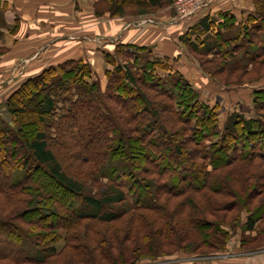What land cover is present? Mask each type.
Returning a JSON list of instances; mask_svg holds the SVG:
<instances>
[{
  "label": "trees",
  "instance_id": "1",
  "mask_svg": "<svg viewBox=\"0 0 264 264\" xmlns=\"http://www.w3.org/2000/svg\"><path fill=\"white\" fill-rule=\"evenodd\" d=\"M127 2L152 9L162 0H100L95 14L122 15ZM253 3L241 22L221 13L218 26L236 30L235 39L254 35L264 54V1ZM3 7L0 0V12ZM206 19L192 30L209 29ZM219 36L206 34L202 48L190 36L181 41L194 53L217 48L235 55L223 51ZM114 49L104 54L112 70L105 71L103 88L91 80L89 64L71 59L29 77L6 100L16 130L0 119V264H135L177 250L218 252L230 237L225 225L241 224L248 234L241 246L264 243V88L255 90L254 114L232 111L219 129L218 107L200 101L167 62L145 47ZM147 90L172 106L154 104ZM59 93L69 98L68 113L49 125ZM59 142L77 165L90 167L81 177L58 158ZM95 173L107 181L88 192L85 181ZM119 203L129 208L117 212ZM61 230L64 243L56 249Z\"/></svg>",
  "mask_w": 264,
  "mask_h": 264
},
{
  "label": "crops",
  "instance_id": "2",
  "mask_svg": "<svg viewBox=\"0 0 264 264\" xmlns=\"http://www.w3.org/2000/svg\"><path fill=\"white\" fill-rule=\"evenodd\" d=\"M93 2L2 0L3 5L7 3L2 18L9 29L0 28V47L4 48L0 55L1 107L8 96L4 95L5 88L16 84L15 90L25 79L43 69L71 59L89 64L93 73H99L98 79L104 84L105 71L112 70V66L105 63L104 54H113L117 44L145 47L154 58L173 65V69L199 92L191 77L199 79L202 76L196 69L191 70L193 75L189 73L186 63L190 57L187 48L181 45V38L188 34L196 41L200 31L190 32L206 18L211 27L202 33L204 36L214 34L213 29L222 22L221 13L228 12L238 23L253 12L252 0H214L202 16L182 22L168 6L164 7L162 0L152 8L157 9L154 13L110 18L94 14ZM148 17L152 18L151 22H146ZM227 252L215 259L186 260L177 264H264V248L242 253L234 245Z\"/></svg>",
  "mask_w": 264,
  "mask_h": 264
},
{
  "label": "rangeland",
  "instance_id": "3",
  "mask_svg": "<svg viewBox=\"0 0 264 264\" xmlns=\"http://www.w3.org/2000/svg\"><path fill=\"white\" fill-rule=\"evenodd\" d=\"M139 1H141V0H139ZM173 1L174 0L170 1L168 4L167 0H164V2H165L164 7L168 6V8L171 9L175 14L176 6L173 5ZM262 1H264V0H262ZM99 2H100V0H94V2H93L94 14H95V11H97L100 8V7H98L96 10V6H98ZM252 3H253V0H252ZM3 6L6 8L7 3H4ZM123 6H124V9H123L122 15H118V14L111 15L107 11L102 12L98 15H106L110 18L123 17V16H126V17L127 16H133L134 17V16H140L141 14L154 13L157 10V9L154 10L151 8L145 9L143 6L139 7L136 4H130L128 2L126 5H123ZM254 8H255V4L253 3V9ZM205 12H207V10L201 11V12L197 13L196 15H193L189 18H186L185 20H182V22L190 21V20H196L197 18L202 16ZM175 16H176V14H175ZM2 17H3V11L0 12V28L9 29L4 24V22H3L4 20ZM150 18L151 17H148V19H147L148 21H146V22H151L152 18L151 19ZM245 18H247V17L245 16L243 19H245ZM215 27L216 28L213 29V33H214V31L219 32L220 36L218 37V39H219V43L222 42V44L220 46L223 48V51L224 50H229V51L231 50V52L235 55L227 58V57H225L226 56L225 51L222 53V51L217 50V48L209 54H207L203 50H201L199 53H194L190 50V48L187 46V44L181 43V45L184 44L183 46H184V48H187L188 54H189L188 56L190 57V58H188L189 59L188 63H186L188 68H189V73L191 75H193V72L191 70L196 69L197 73L200 76H202L199 79H198V77H193V76L191 77V80L196 85V88L198 87L199 92L197 90L196 91L199 93L200 101L202 100L203 102H206L210 106H213V107L217 106L218 107L217 113H218V118H219L218 119L219 129H222L223 124L226 121V117L232 111H236L240 114H245L247 116L254 114L255 111H254V103H252V98L254 97V93L256 92L255 90H258V88H264V54L262 53L263 49H262L261 44L256 42L254 35L247 34V37L246 36H242V37L237 36L235 39L232 36L235 37V34L238 33V32H236V30L230 28L228 30L223 31L220 26H215ZM10 29H13V28H10ZM193 32H194V30H192V32H190V33L193 34ZM260 34H261V31H260L259 35ZM185 37H189V35L185 34V36H183V38H185ZM204 38H205V36L202 33H200L199 37H197L196 42L199 44V48H202L201 42H202V40H204ZM253 39L255 40L256 44H255ZM190 40H192V39L190 38ZM251 41H253V43H251ZM258 46H259V48H257ZM252 47H255V51L251 50V49H253ZM0 52H1L0 55L3 54L4 48H2L0 50ZM129 65L133 68V71L135 72V74L140 73L138 68H137L138 65L133 66L132 63H129ZM173 68L175 69V67L172 65L171 70H174ZM215 69H216L217 74L214 75ZM158 73L161 77L165 78L166 72L159 71ZM98 74L99 73H97V74L94 73L91 80H99L98 76H97ZM51 75H53V74H48L46 77L47 78L53 77ZM100 76L101 75H99V77ZM102 77L103 76H101V78ZM26 80L27 79H25V81ZM25 81H23V82H25ZM197 83H199L200 88L197 85ZM14 85H16V84H14ZM14 85L11 87L5 88V90H4V95H8V96L4 100L3 106L1 107L2 104L0 105V119H2L3 124L5 126H8V127L12 128L13 130H16L15 129L16 125L14 126L12 124L13 122L11 121V117L9 114H7V111H6L5 105H4L6 100L15 91V90H13ZM19 86H17V87H19ZM103 86H104V84H100L101 88H103ZM144 87L146 88L147 85L144 84ZM145 92H147L151 96L152 102L154 104L159 103L161 106H163L164 109L168 108V106L169 107L172 106L171 102H169L163 96H160L159 94L156 95L153 91H149V90H147ZM73 93L74 92L72 91L71 96H69L70 94L67 93L68 94L67 96L69 98L75 97L76 94H73ZM59 94H60V96L58 97L59 101L57 104L58 109H57L56 115L54 117L47 119V123H49V125H52L53 123L57 122L58 116H63V115L68 113L67 112V109H68L67 106H69V105H68L67 99H69V98L64 97V98H66V100L65 99L62 100V97L64 95L61 93H59ZM23 99H24V104L28 108L32 107V103H31L29 98L24 96ZM258 100H260V98H258ZM258 100H257V102H258ZM107 103H109V102L107 101ZM83 110L84 109H80L81 112ZM164 115L171 117V114H168L166 112L164 113ZM191 122H194V120H192ZM180 126H181V123L179 121H177L176 127L179 128ZM25 130H26L25 133H26L27 138L30 139L31 134L33 133L32 129L26 127ZM48 133L51 134V137L56 138V132H55V129L53 127L48 128ZM64 135L66 136V133ZM181 136H184V135H181ZM61 143L62 142L57 143L56 146L52 145L53 150L56 151L58 158L63 160V165H65V167H67V171L69 173H74V174L77 173L78 175H80L78 177H81L82 176L81 172L88 170L90 167L77 165L76 159L71 154H69V153L67 154V152L64 151ZM59 153H61V157H60ZM257 163H254V167L259 166L258 165L259 163L258 164ZM98 170H99V168H98ZM101 171H102V169H101ZM92 177L94 178V180L92 179ZM92 177H91V179L89 177L85 181L86 188H87L88 192L96 190V188L99 186L100 182L103 183V182L107 181L104 178L101 179V177L99 176V173H95ZM96 179H98L99 181L96 182ZM58 191H59V193L63 192L61 190H58ZM60 194H62V193H60ZM0 202L3 203V198L1 196H0ZM114 207H115L117 212L123 211V210H126L129 208L127 203H119L118 205H116ZM239 216H240L241 220L244 219L246 216V211L242 209L239 213ZM21 226H22V224H21ZM225 229H227L230 237L227 241V244L225 245L226 248L223 250H220L218 252H212L210 250H206V253L203 254L202 253L203 251H201V250L191 251V252H186L184 250H177V252H174V253L169 254V255H162V257H159L156 259H142V260L137 261L135 264H163V263L177 264L180 262H186V260L187 261L200 260V259H205V258L215 259V258H219L221 255H225L226 253H228L227 251L230 250V246L234 247V245H235V247H238L239 251L242 253H248L249 251H260V250H262V248H264V243H262L261 245L258 244L259 246H256L257 244H250L248 246H245V245L241 246L240 245V242H241L240 240L242 239V237L244 235L245 236L248 235L247 233H244L242 231L241 224L235 225V226H233V228L228 226V225H225ZM58 233L62 237L63 231L62 230L58 231ZM63 243H64V237H62L61 240H59L57 243H55L54 247L56 249H60L62 247Z\"/></svg>",
  "mask_w": 264,
  "mask_h": 264
},
{
  "label": "built area",
  "instance_id": "4",
  "mask_svg": "<svg viewBox=\"0 0 264 264\" xmlns=\"http://www.w3.org/2000/svg\"><path fill=\"white\" fill-rule=\"evenodd\" d=\"M214 0H174L176 6V18L185 20L201 11H206L213 4Z\"/></svg>",
  "mask_w": 264,
  "mask_h": 264
}]
</instances>
